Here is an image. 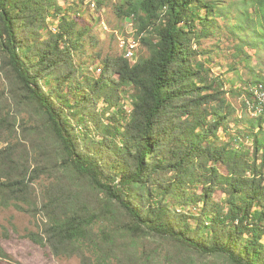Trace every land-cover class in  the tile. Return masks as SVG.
Segmentation results:
<instances>
[{
	"label": "trees",
	"instance_id": "16d2710c",
	"mask_svg": "<svg viewBox=\"0 0 264 264\" xmlns=\"http://www.w3.org/2000/svg\"><path fill=\"white\" fill-rule=\"evenodd\" d=\"M64 1L0 0V72L16 106L2 97L0 143L22 135L0 149V206L36 221L26 238L80 264H264V73L250 62L264 48V0H241L238 28L258 24L237 37L246 65L227 84L197 47L220 0H122L115 12L149 56L90 54L99 78L77 55L101 40ZM79 2L101 12L106 0ZM100 100L117 109L109 122ZM23 105L35 126L19 123ZM0 259L14 261L2 247Z\"/></svg>",
	"mask_w": 264,
	"mask_h": 264
},
{
	"label": "rangeland",
	"instance_id": "374dc122",
	"mask_svg": "<svg viewBox=\"0 0 264 264\" xmlns=\"http://www.w3.org/2000/svg\"><path fill=\"white\" fill-rule=\"evenodd\" d=\"M122 0H106L105 6L99 12L95 5H82L79 0H70V3L77 4L75 7L79 11L83 12V22L87 23L92 27L95 33L99 36L101 43L99 47L92 48L88 47V51L85 56L77 55L78 62H84L85 67L89 70V75L99 78L101 75V70L103 64L100 60L94 61V56L90 54H95L101 51L104 56H118L124 54V48L122 43V36H132L124 37L125 49H135L136 55L129 57V60L136 61L138 55L149 56V50L147 47L140 43V40L135 38L136 28L133 21L130 18L121 20L116 12L115 5L120 4ZM88 2V1H87ZM62 6H66L64 0H60ZM218 5H224L225 9L220 10L221 16L214 19L216 24V32L214 34L202 38L197 44L200 47L204 57L201 56L200 59L205 60L207 65L211 68L214 77H220L226 84L228 79L236 77V73L229 71L230 67L236 65V68L240 72H244L245 64H236L239 61L237 56H242L241 53L236 52L238 50V39H253V35H249L246 29L252 30L253 24L256 22L258 24V19L252 22H247L244 29L238 28V22L242 21L244 14L243 12L247 10L242 4L241 0H220ZM94 6V7H93ZM251 14V13H250ZM99 15L101 18L99 19ZM57 22V23H56ZM50 22V27L53 28L58 24V21ZM233 33V34H232ZM258 40V39H257ZM140 48V49H139ZM139 50V52H138ZM138 53V54H137ZM253 57L251 59V64L257 69L264 73V48L261 49L256 55L251 50L250 52ZM93 57V59H92ZM229 85V84H228ZM226 85L227 88L230 86ZM131 92L123 96L122 104L125 106L127 111L132 109L131 103ZM10 99L8 102L13 104L12 97L9 95V81L5 75L0 72V103H5L2 97ZM228 100L236 107L237 114H243L241 98L231 96L228 94ZM26 106L23 105L20 111H16V116L19 123L23 120L28 123L36 125L34 118H32L29 111L25 110ZM97 110L102 114L103 119L110 121L114 113H117L116 108H107L106 103L100 100L97 103ZM123 119L125 115L118 113ZM231 128L233 133H235L234 124L231 123ZM223 137L229 140L228 135L222 133ZM20 137H22L21 132L18 136L9 138L0 143V149L8 146L10 143H15ZM45 181V180H44ZM46 182V181H45ZM217 200L222 198V195L218 193L215 197ZM42 220V219H41ZM40 222V221H39ZM38 227L36 221L27 213L18 210L15 206H10L8 208L0 206V247L9 254L14 261L2 260L0 259V264H80L78 258L74 259H58L55 258L50 250L46 247L39 246L32 242L30 239L25 237L28 231H37ZM156 264H162V261L158 259ZM196 264H227L222 259H208V260H196Z\"/></svg>",
	"mask_w": 264,
	"mask_h": 264
},
{
	"label": "built area",
	"instance_id": "2783aa9c",
	"mask_svg": "<svg viewBox=\"0 0 264 264\" xmlns=\"http://www.w3.org/2000/svg\"><path fill=\"white\" fill-rule=\"evenodd\" d=\"M124 37H132V36H122V37H120L123 40L124 56H125L126 59L129 60V57H132L133 55H136V48L135 49H125ZM262 94H264V91H262ZM261 101H262V96H261ZM262 102L264 103V101H262Z\"/></svg>",
	"mask_w": 264,
	"mask_h": 264
},
{
	"label": "bare ground",
	"instance_id": "6f19581e",
	"mask_svg": "<svg viewBox=\"0 0 264 264\" xmlns=\"http://www.w3.org/2000/svg\"><path fill=\"white\" fill-rule=\"evenodd\" d=\"M122 43H123V40H122ZM124 43H125V40H124ZM262 91H264V88H263V86H260L259 87V89L257 90V93H258V95L261 97L262 96V101H264V94H262ZM256 93V92H255ZM257 96V95H256ZM258 97V96H257ZM259 99V98H258ZM258 99H257V101H258ZM259 102H260V100H259ZM259 102H258V104H259ZM252 109V108H251ZM257 111V110H256ZM259 112V111H258ZM259 114V113H258Z\"/></svg>",
	"mask_w": 264,
	"mask_h": 264
}]
</instances>
